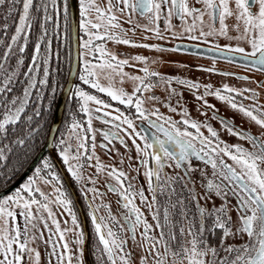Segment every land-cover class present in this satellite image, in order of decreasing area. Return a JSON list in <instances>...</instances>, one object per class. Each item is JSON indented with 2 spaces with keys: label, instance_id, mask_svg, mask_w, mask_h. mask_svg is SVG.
<instances>
[{
  "label": "snow or ice",
  "instance_id": "6c2138e0",
  "mask_svg": "<svg viewBox=\"0 0 264 264\" xmlns=\"http://www.w3.org/2000/svg\"><path fill=\"white\" fill-rule=\"evenodd\" d=\"M189 50L210 56L194 65L207 79L163 55ZM214 74L255 87L214 83ZM261 96L264 0H78V17L70 0H0V189L30 171L0 191V264H264ZM98 132L120 167L96 152Z\"/></svg>",
  "mask_w": 264,
  "mask_h": 264
},
{
  "label": "flooded vegetation",
  "instance_id": "af4514ba",
  "mask_svg": "<svg viewBox=\"0 0 264 264\" xmlns=\"http://www.w3.org/2000/svg\"><path fill=\"white\" fill-rule=\"evenodd\" d=\"M173 22H175L174 24H178L179 21L174 19ZM136 39H140L139 36L135 37ZM148 42H158V43H162L164 46L168 47L170 46V42L169 41H155V40H149ZM225 42L223 39L221 40V43ZM171 43H175V41H172ZM180 43H186V44H191V45H195V44H202L201 41H189V40H183V41H180ZM108 45L110 48H113L114 50L118 51V52H132V53H136V52H144L145 54H150V55H160L159 53H155V52H152V53H149L147 52L146 50L144 49H141V48H135V47H132V46H129V45H123V44H114L113 42L109 41L108 42ZM118 46V47H116ZM167 59H168V62L169 64H172V65H175V64H179V63H182V62H187L189 63L190 65H192L193 67L191 68V72L190 73H185V74H188V75H191V76H194L196 79H207L208 76H207V73H202L199 69H196L194 67V65L196 63H200V64H205V65H211V59H210V56L209 55H205L203 57H197L191 50L185 52V51H181V52H167V53H164L163 54ZM217 66L222 68V69H225V70H229L231 72H234V73H237V74H240V75H251L252 73H249V72H245L243 66L241 63L237 62V63H230L229 61L227 60H218L217 61ZM161 70L162 71H167V72H173V71H176V69L174 68H166L164 66H161ZM256 78L257 79H260V75L257 74L256 75ZM221 80H226L228 83L230 84H233L234 86H237V87H242L244 86L246 83L248 82H245V81H239V80H236L234 77L232 76H229L227 78L225 77H222L218 74H214L212 76V81L214 83H218L219 81ZM248 86L250 87H255V84H252V83H248ZM158 92H160L161 90L160 89H157ZM261 100H264V96H261L260 97ZM214 103L217 104V108H219L220 110V113L222 115H225V116H231L233 114V111L228 109L223 103H220V102H217V101H213ZM245 103H249V101H245ZM67 105H65V111H64V115H63V119L67 113ZM162 111H166V109H162ZM193 115H197L195 113V111H193ZM213 125L217 128H220V125L218 123V121L216 120H213L212 121ZM235 123L241 127H244V128H248L249 125L247 123H241V119L239 116H237L236 120H235ZM63 123H61V126H62ZM98 125H99V122H98ZM251 130L256 133V127L255 126H252ZM59 135V133L57 134V136ZM222 135L225 139H234V137H231L229 136L226 132H222ZM97 137H99L97 139L98 141V144H97V148H96V152L99 154V153H107V151L103 148L100 147L99 145V141L102 139L100 133L98 132L97 133ZM96 137V138H97ZM129 143H131V141H129ZM109 148L112 149V148H118L120 150L121 153H124L126 151V149L119 143V141H111L109 142ZM101 151V152H100ZM113 154V155H112ZM100 155V154H99ZM111 155L114 156L116 155V153L114 151L111 152ZM133 155H134V149H133ZM117 159H119L117 157ZM104 162V161H103ZM193 162H198L196 161L195 158H193ZM107 163V162H105ZM133 163H136L135 161H133ZM107 164H113V165H116L117 167H120V163L118 162H108ZM125 164L127 165L128 167V162L127 160H125ZM123 165V168L125 171L128 170V168L126 167V165ZM70 178V177H69ZM73 186L76 190V193H77V197H80V208H79V205L77 204V209H78V215L81 216V218L83 219L82 217V212L84 214V219L83 221L85 222L86 221V225H87V231L88 233L90 234L91 233V224H90V220L87 219V204H86V201L81 197V194L77 188V186L73 183ZM104 190V189H102ZM110 195V196H109ZM105 199H111L112 201V210L114 213H117V209H118V205L116 203V195L113 194V193H110L108 192L105 196ZM81 208H82V211H81ZM121 211H123V209L121 208L120 209ZM118 214V213H117ZM150 219V217H149Z\"/></svg>",
  "mask_w": 264,
  "mask_h": 264
},
{
  "label": "water",
  "instance_id": "95a60500",
  "mask_svg": "<svg viewBox=\"0 0 264 264\" xmlns=\"http://www.w3.org/2000/svg\"><path fill=\"white\" fill-rule=\"evenodd\" d=\"M70 3H71V8H72V12H73V15L78 17V0H70ZM182 44H186V43H182ZM194 45V44H193ZM76 61V55H75V43H73V62L75 63ZM67 97L64 93L61 92L60 94V98L58 100V110H57V116L59 117L57 123L61 126V123L63 121V115H64V111H65V101H66ZM56 135L58 134L55 133ZM52 148V145L51 144H48L44 151H45V154H49V150ZM26 173L27 174H30V171H28V169L19 176L18 180L15 181L14 183H12L10 186L7 187L6 190H12L14 189L15 186H18V182H23V179L22 178H26ZM66 178H69V177H66ZM73 189L75 190L74 186L72 185ZM75 196L77 197V193H76V190H75ZM78 205H79V208H80V200H78ZM81 211H82V208H81ZM82 217L84 219V214L82 212ZM84 227L87 231V225H86V221L84 222ZM88 232V231H87Z\"/></svg>",
  "mask_w": 264,
  "mask_h": 264
},
{
  "label": "rangeland",
  "instance_id": "374dc122",
  "mask_svg": "<svg viewBox=\"0 0 264 264\" xmlns=\"http://www.w3.org/2000/svg\"><path fill=\"white\" fill-rule=\"evenodd\" d=\"M173 23H175V22H173ZM116 47H118V46H116ZM100 123V122H99ZM94 124H97L98 125V121H94ZM99 137H97V139H98ZM101 152V151H100ZM100 154V157H101V159H102V161H104V162H113V161H115V162H118V163H120L119 162V159H113V157L115 156H112L111 154H108V153H99ZM126 165V164H125ZM126 167H127V165H126ZM128 168V167H127ZM110 196V195H109ZM61 219H63V217L61 218ZM47 235V233H45V236ZM41 248H43V245H41Z\"/></svg>",
  "mask_w": 264,
  "mask_h": 264
},
{
  "label": "trees",
  "instance_id": "16d2710c",
  "mask_svg": "<svg viewBox=\"0 0 264 264\" xmlns=\"http://www.w3.org/2000/svg\"><path fill=\"white\" fill-rule=\"evenodd\" d=\"M55 43V42H54ZM65 66H67V65H65ZM61 94V93H60ZM60 94L58 95V98H57V100H59V98H60ZM67 105V104H66ZM67 107V106H66ZM62 123H63V121H62ZM61 127H63V124H62V126ZM27 170V167L25 168V169H23V170H21L10 182H9V184L6 186V189H7V187L8 186H10L12 183H14L15 181H17L18 180V178H19V176L21 175V174H23L25 171ZM6 189H0V191H3V190H6Z\"/></svg>",
  "mask_w": 264,
  "mask_h": 264
}]
</instances>
